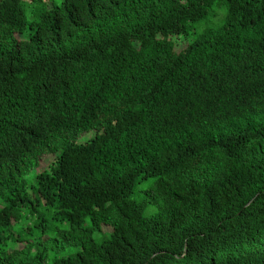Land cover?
I'll use <instances>...</instances> for the list:
<instances>
[{"label":"trees","instance_id":"16d2710c","mask_svg":"<svg viewBox=\"0 0 264 264\" xmlns=\"http://www.w3.org/2000/svg\"><path fill=\"white\" fill-rule=\"evenodd\" d=\"M0 264H264V0H0Z\"/></svg>","mask_w":264,"mask_h":264},{"label":"rangeland","instance_id":"374dc122","mask_svg":"<svg viewBox=\"0 0 264 264\" xmlns=\"http://www.w3.org/2000/svg\"><path fill=\"white\" fill-rule=\"evenodd\" d=\"M87 138H88V136L83 137L82 140H81V143L85 142ZM53 159H54L53 157H49V158L46 159V161L44 160L41 163V166H42L41 169L47 168V166L50 165L53 162Z\"/></svg>","mask_w":264,"mask_h":264}]
</instances>
